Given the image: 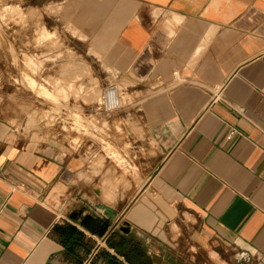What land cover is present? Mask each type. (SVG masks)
<instances>
[{"label":"crops","instance_id":"0c3cea01","mask_svg":"<svg viewBox=\"0 0 264 264\" xmlns=\"http://www.w3.org/2000/svg\"><path fill=\"white\" fill-rule=\"evenodd\" d=\"M40 4L135 92L148 157L133 192H103L64 144L0 119V264H264V0Z\"/></svg>","mask_w":264,"mask_h":264},{"label":"rangeland","instance_id":"374dc122","mask_svg":"<svg viewBox=\"0 0 264 264\" xmlns=\"http://www.w3.org/2000/svg\"><path fill=\"white\" fill-rule=\"evenodd\" d=\"M40 7V0H0V119L17 139L64 144L103 192L108 182L115 194L121 185L131 193L140 174L135 165L148 157L144 136L132 139L128 131L136 133V94L88 63L78 33L61 21L62 6ZM123 172L128 187L120 183Z\"/></svg>","mask_w":264,"mask_h":264},{"label":"trees","instance_id":"16d2710c","mask_svg":"<svg viewBox=\"0 0 264 264\" xmlns=\"http://www.w3.org/2000/svg\"><path fill=\"white\" fill-rule=\"evenodd\" d=\"M88 221V219H86V222ZM84 227L94 233H98V228H99V224L98 223H94L91 225V227H89V225L86 223L84 224Z\"/></svg>","mask_w":264,"mask_h":264},{"label":"built area","instance_id":"2783aa9c","mask_svg":"<svg viewBox=\"0 0 264 264\" xmlns=\"http://www.w3.org/2000/svg\"><path fill=\"white\" fill-rule=\"evenodd\" d=\"M233 135H234V133H231V134H230V138H231Z\"/></svg>","mask_w":264,"mask_h":264},{"label":"bare ground","instance_id":"6f19581e","mask_svg":"<svg viewBox=\"0 0 264 264\" xmlns=\"http://www.w3.org/2000/svg\"><path fill=\"white\" fill-rule=\"evenodd\" d=\"M107 97V96H106ZM114 102V101H113ZM109 104H111V103H109Z\"/></svg>","mask_w":264,"mask_h":264}]
</instances>
